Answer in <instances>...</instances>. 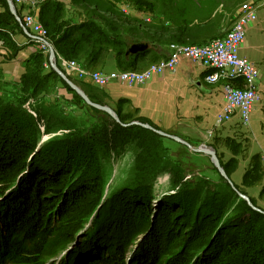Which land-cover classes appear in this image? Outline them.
Segmentation results:
<instances>
[{
    "label": "rangeland",
    "instance_id": "obj_1",
    "mask_svg": "<svg viewBox=\"0 0 264 264\" xmlns=\"http://www.w3.org/2000/svg\"><path fill=\"white\" fill-rule=\"evenodd\" d=\"M53 1H56L61 9L64 7L63 13H65V20L67 17L66 11L68 15L71 14V12L76 14V6L70 5L69 2H66L65 0ZM188 1H192L190 5L194 9L188 14L202 9L201 7L204 3L208 4V0H203L202 2H200L201 0H173L174 5L172 6H184L190 8ZM253 1L254 0H217V4L221 2L223 4V8H219L218 12L216 11L215 13L213 11V14L216 16L221 15V17L224 18V23L220 29L221 32L219 31L220 35L209 43L223 39L227 36L229 30L236 25L237 14L233 18L234 20H232V22L229 21L232 17L230 6H233L232 8L238 6L239 9L241 6L247 3H252ZM159 2L160 0H151V3L156 5L155 14L160 13L162 16V10L159 6ZM196 4L199 5L195 8ZM88 5L89 13L93 10H98L95 9L98 8L97 5ZM77 8L79 7L77 6ZM263 8L264 6H259L256 10L257 13ZM116 9V13L121 15L122 21L124 20L129 22L120 23L122 28H127L126 24L129 28H132L134 25L133 28L135 29L133 31H135L136 28H140L137 33L134 32L135 34H143L145 31H149L151 34L153 33L154 27L158 25L152 14L143 12L145 10H137L134 6L133 0H121V3L116 5ZM210 9L212 10V7ZM205 13L206 16H210L212 11L201 12L200 14ZM159 15L155 17L162 20ZM108 16L111 18L114 17L112 15ZM70 17L72 18L70 23L76 24L79 20H82L83 16L80 17L76 15V17ZM212 22L214 23L215 19H212ZM212 22L209 21V27L213 24ZM256 22L257 18L250 24L246 25L244 39L238 48V58L250 63L255 68L254 70L256 72L251 83L247 84L245 87V90L255 95V103L249 115V122L247 125H243L240 111L235 110L229 120L217 126L216 129H224V126L231 123V121L236 117L238 118V125L241 129L248 128L254 111L259 104V69L254 62L240 55L241 47L245 44L247 39V29ZM192 23L193 22H191V24ZM194 23L193 27H195ZM166 25H168V23H166L165 26ZM202 28L204 29L203 24ZM23 33L24 32L20 34L22 38L19 40H27L30 45L35 46L30 39H26V37H24ZM202 37L203 36L200 35L197 38L201 39ZM189 43L191 44H188V47H202L209 44H200L199 42L194 43V41H190ZM171 45L178 47L187 46L178 43H173ZM17 46L20 47L21 50L25 48V46L22 45L17 44ZM167 51V56L160 58L157 62L164 61L169 58L170 45L167 46ZM54 54L55 56H59L55 50ZM44 56L46 58V62L43 65L45 71H52L49 63V55ZM55 56L54 63L56 67L68 79H73L87 91L84 87L85 85L82 83L84 80L79 79L75 75L67 74V72L60 66L59 60ZM177 59V66L175 68L167 67V69L163 71L164 73H159L154 77L165 73H176L183 61H189L193 65L200 66L205 73H207L198 60L191 57H185L183 55H179ZM13 60L14 59L8 60V55L4 61L3 59L0 60V166L3 161L2 159H6L3 164L8 165L6 162H11L10 157H12L13 154H17V156L19 155L20 157L27 153L26 148H34L33 151L35 152V149H41L42 144L44 143L45 145L46 142L50 140V146H56L53 147L56 149L51 147L49 149L48 147V149L44 152L42 160H44L45 163L42 162V164L49 167L46 171H44V173L47 172V174H50L52 171V180H58L64 186L68 183L72 167L75 169L73 173L81 172L83 174L82 179L79 181V186L77 187V185H73V188L77 187V192L75 191L71 195H74L75 197L85 195V197H87L90 201L92 200V204L90 206L86 205L83 208V212L79 214V217H83L86 213V215H89L92 211L95 212L96 216L98 207L106 203V217L104 219H108L106 226L111 232V238L113 237L112 243L117 242L120 236H127V233H131L130 237L127 239V245L130 250L136 252L144 245V243L149 246L150 244L153 246L152 244L159 243L160 247H167L172 242L176 241V236H180L184 237L186 241L191 242L180 244L177 242L179 245L177 244V246L173 248V251L162 259L161 262L163 264H170L171 262L178 260V257L181 254V252L178 251L185 250L188 245L190 247L195 246L194 243H198V245L196 246L193 254L198 257L200 256L196 264H202L203 259L207 260L209 258H211L213 264H264V172H257V176L259 177L257 179L255 175L252 182L248 178L245 179V182L243 181L244 174L251 169V160L253 157H256V163L258 165L260 164L264 170V153H262L261 156L255 155L250 157L247 165L245 166V171L242 173L241 178L238 179L235 175L239 170V161L246 158L245 139L242 136L216 139L213 136L214 131H208L205 134L208 143H202L201 145L194 147L186 142L193 149H198L202 146L211 148L216 154L219 167L224 172L226 178L230 181L227 182L211 163L210 157L203 154H196L192 152L190 148L181 145L179 142H176L166 136L164 137L154 133L149 129L134 125L133 123L137 121H133V119L122 122L118 119L115 113L114 114L119 122H116L111 117L110 118L113 123L118 125V127H121V130H124V132L123 135L118 138L122 139V141H118L115 136V132H118V128L117 126L113 128V144H119L121 146L123 144L126 146L133 139L140 140L138 142L139 149H143V154L140 153V155H138V159H135L129 151H121L118 153L112 152L109 155L111 157H106L103 152L104 149L99 151V149L96 148V145L88 144L89 146L91 145V147H88L85 143L65 142L62 136H68V133L70 135L74 134L78 127L76 122H83L86 127L89 126L88 123L85 122V119H80L84 116V112H77L75 109H72L67 102L65 103V101H59L58 104H60L62 110H58L56 113L61 117L62 114H65L64 116L66 119L75 123H73V129H70L69 126L65 125L67 130L62 132L57 130L56 127L47 129L49 131L48 134H46L47 130L44 126L35 125L33 128L28 125V118L21 119L16 115H10L11 112H14L17 108H19V103L17 101L20 100L23 103V109L31 115L30 117H32L34 121L37 120L36 113L30 109V105L33 104L32 99L28 98L27 101H25L26 94L19 92L21 87L18 84L22 75L19 77L18 75L20 73H15L17 71L19 72L17 68V65H19L18 63H20L19 66L24 69L26 60ZM157 62H144L142 63L144 66L143 68L133 72H143L153 65V63ZM76 63L79 64L81 68H85L82 64L78 62ZM131 71L132 70L124 72ZM94 72L98 71L96 70ZM205 77L206 74H204L203 77L204 83L208 85H219L221 88L223 103L216 116V119H218L226 113L228 107V102L225 101L223 90L225 82L219 81L214 84H209L205 81ZM228 83L233 87L241 86V82L239 81H228ZM51 85L54 89L57 83L54 84L51 82ZM119 85L125 87H141L146 85V83L131 86L125 84ZM56 94L66 101L71 98V96L62 90L61 87H58ZM74 94L78 96L76 93ZM7 99L16 103L11 107V109H7L5 111L3 110L1 104ZM132 118L135 117L132 116ZM25 121H27V123H25ZM144 124L150 126L148 123ZM155 130L162 132L157 127ZM162 133L168 136H173L178 140H182V138L177 136L175 133ZM38 134L42 135L39 142L37 144H35L36 142H30V135H34L36 137ZM45 148L47 147L45 146L42 150ZM33 151L29 154L27 153L25 159L22 161L23 163L20 164L22 167L25 165L24 162L27 157L31 155ZM229 162H232V164L227 165ZM224 165L227 166L225 167ZM110 195L111 197L107 199ZM117 196H119V202H117V200L114 201ZM239 196H243V199ZM58 198L59 196L56 195L53 201H57ZM98 201L99 205L97 206ZM113 201L114 204L119 203V208L115 211V213H112L111 211V203ZM85 210L88 212H84ZM112 210L114 209L112 208ZM221 220L224 222L223 226L226 224L225 227L222 226V229L220 228L221 225H219ZM218 221L220 222L218 223ZM92 223H94V221ZM132 228L133 231L128 232ZM81 231L82 228H80V230L77 228L75 229V232L79 233ZM217 231L218 235H216ZM83 235L84 234H81V236L74 241L72 236L70 241L74 242L75 247L81 245ZM214 235L218 236L215 237L216 243L213 240ZM232 244H236L238 246L233 254L224 255L222 253L223 251L218 249L219 246L224 248ZM214 249L216 250L214 251ZM157 252L158 251H156V254ZM52 256L53 255H51V257ZM91 257L93 260L96 259V257L91 254H86L87 259ZM47 259L50 260L53 258L48 257Z\"/></svg>",
    "mask_w": 264,
    "mask_h": 264
},
{
    "label": "trees",
    "instance_id": "obj_2",
    "mask_svg": "<svg viewBox=\"0 0 264 264\" xmlns=\"http://www.w3.org/2000/svg\"><path fill=\"white\" fill-rule=\"evenodd\" d=\"M65 1L76 6V15L83 16L78 23L72 24L71 21H66L64 19L65 13H63L64 7L61 9L56 1H49L44 4L37 14V20L47 30L49 41L61 58L76 61L91 71H100L111 53L114 54L116 67L119 71H135L148 58L149 62H157L161 58L160 53L163 55L164 48H167L168 45L178 43L189 46L188 44H191L189 42L192 41L188 37L189 32L193 31L190 28V16L188 17L191 10L183 6H172L174 5L173 0H160L159 6L162 10V16L159 12L160 15L155 14L156 5L152 4L151 0H133L137 10H145L143 12L152 14L155 22H157L158 25H155L156 27H154L151 34L149 31H145L143 34H135L134 32L137 33L140 28L133 31L135 29L133 28L134 25L129 28L126 24L127 28H122L120 23L129 22L122 21L121 15L116 13V5L121 3V0ZM88 4L90 6L92 4L97 5L98 8L95 9L98 10L89 13ZM198 13H200L199 10L191 15ZM108 15L114 17L111 18ZM157 15L162 20L157 19L155 17ZM166 23L170 27L165 26ZM21 33L22 30L10 14L6 1L0 0V41L4 43L8 51V60L15 59L21 50L13 40V36ZM138 43H146L149 50L137 57L126 55L128 48ZM45 62L46 58L42 53L39 51L33 53L24 64L25 72L18 84L21 87L19 92L26 94L25 101L28 98L32 99L33 104L30 105V109L36 113L37 120L34 121L30 117L31 115L23 109V103L20 100L17 101L19 108L11 112L10 115H16L21 119L28 118V125L33 128L35 125H42L46 130L56 127L57 130L62 132L67 130L65 125L73 129V123H75L66 119L65 114H62L61 117L56 113L58 110H62L60 104H58L59 101H65L77 112H84V116L80 119H85V122L89 125L86 127L83 122H76L78 127L74 134L70 135L68 133V136H62L65 142L85 143L88 147H91L88 144L96 145L99 151L104 149L103 152L106 157L112 152L118 153L121 151H129L135 159H138L140 153L143 154V149H139L138 142L140 140L138 139L131 140L126 146L123 144L122 146L119 144L114 145L112 141L113 128L115 126L118 128V132H115L116 139L123 135L124 130L115 125L108 115L85 105L82 99L76 96L55 73L45 71L43 67ZM69 80L77 87L80 86L73 79L69 78ZM51 82L57 83L54 89ZM58 87H61L71 96L70 100L66 101L56 94ZM84 87L87 91L82 86H80V89L91 102L104 105L95 96L97 87ZM15 103L7 99L1 105L3 110L6 111L11 109ZM122 104L123 101L118 102L117 108L113 110L120 121L126 122L133 119V121L143 124L147 123L122 114L120 111ZM150 126L156 129L152 124ZM48 133L47 130L46 134ZM41 136L40 134L36 137L30 135V142H36L35 144H37ZM118 141H122V139H118ZM50 142V140L47 141L45 145L43 143L41 149H35V152L33 151L34 148H26L28 154L31 151L33 153L27 157L23 167L20 164L23 163L22 161L27 153L20 157L13 154L10 157L11 162H6L8 165H4L6 159H2L0 166V264H43V260L64 248L74 235L75 229L80 230L82 222L94 214V211H92L89 215H86V213L83 217H79V214L84 210L83 208L92 204V200L90 201L85 195L80 197L71 195L80 184L79 181L83 177L81 172L73 173L75 169L72 167L70 178L65 186L58 180H52V171L50 174L44 173L49 167L42 164V162L45 163L42 156L48 147L49 149L50 147H56L50 146ZM45 146L47 148L42 150ZM229 164H232V162L227 165ZM262 171L264 172L263 168L256 163V157H253L251 169L244 174L243 181L245 182V179L248 178L252 182L255 175L258 179L257 172ZM73 185H77V187L73 188ZM56 195L59 198L57 201H53ZM118 198L119 196L114 201L119 202ZM114 201L111 203L112 213H115L119 208V203L114 204ZM84 212L88 211L85 210ZM105 217L106 207L104 205L98 209L97 217L92 218L91 223L94 221V227L84 233L81 245L74 247L72 250L68 260L69 264H163L162 259L170 254L178 243L191 242L186 241L184 237L176 236V241L167 247H160L159 243V245L154 243L153 246L144 243L141 248L133 252L127 245V239L131 233H127V236L122 235L119 237L118 235V241L112 243L113 237L110 236L111 232L106 226L108 219H104ZM222 222L221 220L219 223L221 229L224 224ZM132 231L133 228L128 232ZM218 231L216 235H218ZM216 235L213 236L215 243V237H218ZM194 245L191 247L188 245L183 251L179 250L178 252H181L179 259L170 264H196L200 256L193 254L198 243H194ZM236 247H238L236 244H232L224 248L219 246L218 249H221L224 255H230L233 254ZM156 251H158L157 254ZM87 253L96 257V259L93 260L92 257L87 259ZM202 264H213V262L211 258L203 259Z\"/></svg>",
    "mask_w": 264,
    "mask_h": 264
},
{
    "label": "crops",
    "instance_id": "obj_3",
    "mask_svg": "<svg viewBox=\"0 0 264 264\" xmlns=\"http://www.w3.org/2000/svg\"><path fill=\"white\" fill-rule=\"evenodd\" d=\"M191 3L192 1H188L189 9L194 10L190 5ZM198 5L196 4L195 8ZM230 7L232 17L229 21L232 22L238 11V6L235 8ZM201 8L200 13L206 11H212V13L210 16H206V13L189 14L188 17L191 15L190 21L193 23L195 21V27H193V23L190 24L193 31L190 32L188 37L194 43L205 44L220 35L219 31L223 26L224 18L221 15H214L213 11L214 13L218 12L219 8H223V4L221 2L217 4V0L216 3L215 0H208V4L204 3ZM66 14V20L68 21L72 19L70 16L76 17V14L72 12L68 15L66 11ZM212 19H215L214 23ZM209 21L213 23L211 27H209ZM200 35L203 37L198 39L197 37ZM20 38H22L21 35L13 36V40L18 45L25 46V48L17 54L13 61L27 60L37 50L27 40L21 41ZM167 54V48H164L163 55L160 53V56L164 58ZM240 55L254 62L260 72L258 81L260 101L254 111L250 126L246 129L239 127L237 117L231 123L225 125L224 129H216L215 119L223 103L221 88L219 85L204 83L205 71L189 61H183L176 73H165L154 77L141 87H125L113 83L106 88L98 89L89 79L82 81V83L87 87L96 88L97 93L95 96L110 109L114 110L117 108L118 102L123 101L120 108L122 114L152 124L162 132L175 133L183 141L194 147L202 143H208L205 136L208 131H214L213 136L216 139L242 136L245 139L246 158L239 161V170L235 175L236 178L240 179L250 157L261 156L264 153V8L258 11L257 22L247 29V39L241 47ZM146 62L148 61L146 60ZM18 64L20 65V63ZM19 65H17L19 72L15 73H20L18 75L20 77V75H23L24 69ZM143 67L141 64L139 69ZM100 71H119L116 67L114 54L108 55Z\"/></svg>",
    "mask_w": 264,
    "mask_h": 264
},
{
    "label": "built area",
    "instance_id": "obj_4",
    "mask_svg": "<svg viewBox=\"0 0 264 264\" xmlns=\"http://www.w3.org/2000/svg\"><path fill=\"white\" fill-rule=\"evenodd\" d=\"M15 16L20 20L19 27L27 32L23 34L26 39H30L35 44L36 51L43 55H49L50 48L48 32L37 20V14L44 4L53 0H10ZM255 1V2H254ZM241 6L236 15V25L229 30V33L223 39L209 43L202 47H178L170 45V56L167 60L153 63L143 72H124V71H90L81 68L76 62H70L55 56L59 60L60 66L69 75H75L79 79H89L97 88L103 89L109 85H142L148 83L155 75L162 73L167 67L175 68L177 66V57L183 55L198 60L207 71L205 81L214 84L219 81L224 84V97L228 102L226 113L216 119L215 127L229 120L235 110L241 113L242 124L247 125L249 115L255 103V95L245 90L247 84L251 83L255 77V68L243 59L238 57V48L244 39L245 27L257 18V9L264 6V0H254ZM15 20V19H14ZM8 55L5 45L0 41V60L3 61ZM164 73V72H163ZM228 81L241 82L240 87L231 86Z\"/></svg>",
    "mask_w": 264,
    "mask_h": 264
},
{
    "label": "water",
    "instance_id": "obj_5",
    "mask_svg": "<svg viewBox=\"0 0 264 264\" xmlns=\"http://www.w3.org/2000/svg\"><path fill=\"white\" fill-rule=\"evenodd\" d=\"M6 3H7V7H8V10L10 12V14L14 17L15 21L17 23L20 24V20L15 16V12H14V7L11 3L10 0H5ZM23 32L25 34H27V32L23 29ZM149 50V47L146 43H138V44H133L132 46H130L126 52V55H132V56H139L140 54L142 53H145ZM54 51L50 48L49 50V63H50V67L52 69V71L54 73H56L59 78L68 86V88L73 91L74 93H76L83 101L86 105H88L89 107L101 112V113H104L106 115H108L109 117H111L112 119H114L116 122H119L116 115L114 114L113 110L110 109L109 107L105 106V105H98V104H95L93 102H91L89 100V98L84 94V92L79 88L77 87L75 84H73L55 65L54 63ZM132 124V123H131ZM134 125H137L141 128H145V129H149L151 131H153L154 133H157L161 136H166L176 142H179L181 145H184L188 148H190L192 150V152L196 153V154H203V155H206L208 157H210V160H211V163L214 165V167L218 170V172L221 174V176L227 181V182H230L228 180V178H226L224 172L222 171V169L219 167V164H218V160L216 158V154L215 152L209 148V147H205V146H202L198 149H193L191 148L186 142L182 141V140H178L176 139L175 137L173 136H168L162 132H159L153 128H151L150 126L148 125H145V124H141V123H138V122H134L133 123ZM128 126V125H127ZM234 189V188H233ZM235 190V189H234ZM243 199V196H239ZM253 209V208H252ZM78 238V237H77ZM76 238V239H77Z\"/></svg>",
    "mask_w": 264,
    "mask_h": 264
},
{
    "label": "bare ground",
    "instance_id": "obj_6",
    "mask_svg": "<svg viewBox=\"0 0 264 264\" xmlns=\"http://www.w3.org/2000/svg\"><path fill=\"white\" fill-rule=\"evenodd\" d=\"M23 32V31H22ZM24 34V33H23ZM179 144V143H178ZM12 196V195H11ZM91 227H94V225H93V223H91V225H88V226H86V230H88V229H91ZM72 254V251H70L69 253H68V256H70ZM50 258H53V259H50L49 261H52L53 263H57V258L55 257V256H49ZM48 258V257H47ZM46 258V259H47Z\"/></svg>",
    "mask_w": 264,
    "mask_h": 264
}]
</instances>
